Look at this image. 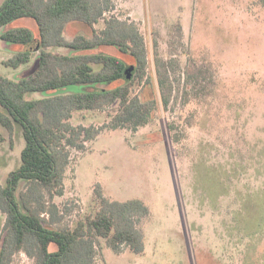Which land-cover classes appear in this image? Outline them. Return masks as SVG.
Returning <instances> with one entry per match:
<instances>
[{
  "label": "rangeland",
  "instance_id": "1",
  "mask_svg": "<svg viewBox=\"0 0 264 264\" xmlns=\"http://www.w3.org/2000/svg\"><path fill=\"white\" fill-rule=\"evenodd\" d=\"M114 2L115 14L134 20L147 39L149 73H153V33H158V50L165 54L170 27L179 21L184 43L196 58L211 64L215 93L193 106L197 113L193 125L180 128L177 143L168 130L170 122H180L177 113L159 110L152 124L135 133L102 131L84 152L71 151L64 194L54 198L65 209L62 223L73 225L76 217L88 214L94 188L99 186L114 200L143 201L150 215L141 225L142 253L123 249L116 254L103 244L98 264H264V1ZM15 28L30 29L38 37L35 23L24 18L0 33ZM52 50L68 53L64 48ZM20 51L22 45L0 40L1 75L18 80L33 71L38 52L16 70L2 65ZM93 52L115 55L133 65L132 59L114 48ZM156 96L155 86L143 91L145 99ZM42 97L26 95L27 99ZM108 111L76 112L72 122L100 127L109 120ZM183 117H190V112ZM154 133L158 137L150 135ZM23 147L22 129L15 125L13 147L8 139L0 144L1 184L19 166ZM3 223L0 213V232ZM13 264L34 262L19 255Z\"/></svg>",
  "mask_w": 264,
  "mask_h": 264
},
{
  "label": "trees",
  "instance_id": "2",
  "mask_svg": "<svg viewBox=\"0 0 264 264\" xmlns=\"http://www.w3.org/2000/svg\"><path fill=\"white\" fill-rule=\"evenodd\" d=\"M115 8L114 0H5L0 5V30L24 18L31 19L38 31L37 38L27 28L0 33L1 41L24 47L3 61L4 67L16 70L28 65L32 53L38 52L33 71L25 77L11 80L0 74V144L8 139L13 147L15 125L21 127L24 139L19 166L7 174L4 184L0 179L4 216L0 264H13L19 255L34 264H98L103 244L116 254L123 249L142 253L141 225L150 211L139 199L114 200L96 186L93 209L76 217L73 225L62 223L65 209L54 198L64 194L71 151L84 152L102 131L135 133L152 124L159 110L177 113L180 122L168 124L177 143L180 128L193 125L197 114L193 106L215 93L212 66L205 58H196L184 43L179 21L170 27L165 54L158 50V33H153V73H149L145 35L134 20L118 17ZM106 47L128 56L133 65L115 55L93 52ZM54 48L68 53H56ZM128 68L133 76L126 81ZM151 86L158 97L145 99L143 91ZM32 93L44 97L27 99ZM109 109V120L100 127L72 122L76 112ZM187 111L190 117H183Z\"/></svg>",
  "mask_w": 264,
  "mask_h": 264
},
{
  "label": "water",
  "instance_id": "3",
  "mask_svg": "<svg viewBox=\"0 0 264 264\" xmlns=\"http://www.w3.org/2000/svg\"><path fill=\"white\" fill-rule=\"evenodd\" d=\"M133 76V72H132V69L131 68H128L125 70L124 72V78L126 81L130 80Z\"/></svg>",
  "mask_w": 264,
  "mask_h": 264
}]
</instances>
